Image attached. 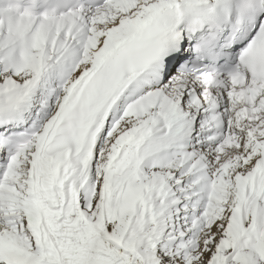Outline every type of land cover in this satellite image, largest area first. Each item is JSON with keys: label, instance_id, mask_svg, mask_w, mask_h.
I'll return each instance as SVG.
<instances>
[{"label": "snow or ice", "instance_id": "obj_1", "mask_svg": "<svg viewBox=\"0 0 264 264\" xmlns=\"http://www.w3.org/2000/svg\"><path fill=\"white\" fill-rule=\"evenodd\" d=\"M0 264H264V0H0Z\"/></svg>", "mask_w": 264, "mask_h": 264}]
</instances>
